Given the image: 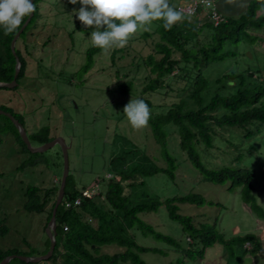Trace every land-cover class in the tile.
Wrapping results in <instances>:
<instances>
[{"label":"rangeland","instance_id":"obj_1","mask_svg":"<svg viewBox=\"0 0 264 264\" xmlns=\"http://www.w3.org/2000/svg\"><path fill=\"white\" fill-rule=\"evenodd\" d=\"M180 1L170 0V3L177 6ZM80 7L79 3L73 5L69 0H40L38 17L16 45L26 61V76L15 91L0 90V105L5 104L16 113L23 114L28 133L48 126L50 136L64 139L68 147L70 176L67 193L72 187L80 192L91 190L97 184V191L104 195L109 182L106 176H113L110 161L124 151L136 149L147 154L158 167L166 168L149 124L134 129L123 108L131 98L148 99L153 104L151 113L158 114L177 102L181 82L167 77L157 90L143 91L150 76L141 60L153 53L158 36H142L153 33L161 21H154L147 26V30H138L127 46L117 48L122 52L116 55L114 61L110 57L113 49L107 53L101 51L94 57L92 68L84 73L85 53L93 45L89 38L91 32L86 34L75 29L79 20L72 13ZM209 34L208 30H204L197 42L205 44ZM249 34L250 37L237 47L225 46V50L237 51L235 58L214 62L205 68L203 75L211 82L205 91L206 98L214 92L224 96L236 91V87L227 81H221L218 86L214 83L229 73H252L250 81L264 84V27ZM195 43L191 42L189 47L194 48ZM177 57L178 54L173 55V58ZM126 82L131 85L124 91L119 86ZM186 96L182 93V97ZM185 100L189 109H197L190 99ZM249 129L253 130V126ZM244 131L238 128L223 130L221 135L214 137L212 149L200 147L197 150L201 162L210 169L235 167L253 172V195L264 212V129L250 139L243 137ZM0 139V229L2 226L8 229L6 234L0 233V251L11 249L18 253L17 256L35 258L42 255L46 248L47 215L56 201L63 174L61 148L55 146L43 153H28L21 151L12 134L3 135ZM166 140L168 151L176 160L174 180L163 173L148 176L145 178L148 193L161 201L187 194L201 195L213 205H179V214L192 217L196 226L213 225L216 221L215 231L226 242L254 237L263 250L264 242L261 240H264V228L261 226L264 219L252 211L251 204L243 201L241 188L228 190V184L202 181L199 172L180 149L177 133L171 130ZM31 144L37 147L36 143ZM239 155L242 159L236 161ZM28 187L42 190L56 188L44 213H29L23 209ZM94 201L106 206L103 196L99 199L97 196ZM140 218L159 233L177 240L183 248L193 249L189 246L192 239L178 223L169 219L164 206L156 213L141 214ZM128 233L139 245L164 251V255L152 252L140 254L147 264H226L229 249L224 244L225 247L215 243L207 250L204 261L197 259L192 262L173 247L139 231L133 229ZM248 244L245 245L246 250L251 249ZM116 249V245L101 247L109 253ZM239 253L235 251V257H229L228 264H237ZM244 257L242 264H264V255L247 254ZM178 260L182 262L177 263ZM8 264L21 263L14 259Z\"/></svg>","mask_w":264,"mask_h":264},{"label":"trees","instance_id":"obj_2","mask_svg":"<svg viewBox=\"0 0 264 264\" xmlns=\"http://www.w3.org/2000/svg\"><path fill=\"white\" fill-rule=\"evenodd\" d=\"M183 1V0H182ZM218 1V0H217ZM36 11L30 19L29 24L19 36L24 37L30 24L38 17V4L40 0H34ZM28 17H25L24 22ZM21 24L20 28L24 24ZM264 27V0H249L244 11L234 17H225V22L213 26L203 19L202 15L196 14L185 17L181 22L176 23L170 30L163 27L161 21L153 33H144L142 38H149L153 34L158 36L153 53L142 59V64L148 70L149 81L143 88L144 92H153L164 84L167 77H172L181 82L177 102L171 104L158 114H152L149 120V127L155 143L159 146L161 155L166 162V168L158 167L151 158L136 149L124 151L111 159V179H109L104 195L106 206L96 203L94 199H83L78 207L65 208L64 200L74 201L80 196V192L74 187L67 193L69 177L66 179L64 197L56 212V238L53 255L48 260L53 264H147L140 254L152 252L164 255V251L153 247L139 245L129 230L139 231L144 236H150L155 241H160L166 246L173 247L189 261H204L207 250L217 245L224 244L227 252L226 264L229 257H235V251H239L237 264L245 255L260 254L259 241L251 237H243V240H223L222 236L216 233V221L213 225L201 224L196 226L190 216L179 214V205H195L203 207L208 204L204 197L198 194H187L180 197L167 198L161 201L159 198L150 195L146 189L145 178L148 176L165 174L174 180L176 160L168 151L167 137L171 130H174L179 138V147L186 154L192 166L199 172L202 181L216 185L228 184L227 189L241 188L242 199L246 204H251L252 211L264 219V212L256 204L253 195L254 174L248 169L235 167H221L210 169L200 159L198 148L207 150L213 148V139L221 135L223 130L238 128L245 130L243 137L250 139L264 129V84L253 83L246 75L229 73L215 80L218 86L221 81L232 83L236 87L231 95L212 94L206 98L205 91L209 89L211 82L203 75V71L214 62H222L228 58H235L237 51L225 50L230 44L238 46L243 40L250 37L249 32ZM20 28L8 35L0 29V82L10 83L14 78L15 57L13 56L10 44ZM77 31L89 34L93 29L86 28L79 21L76 24ZM208 30L209 37L205 44L197 42L198 37ZM15 51L21 63V69L16 79L17 84L26 76V61L17 49ZM196 41L195 47L189 44ZM201 44V45H200ZM102 50L97 47H90L86 50V63L83 72L87 73L94 64V57ZM121 49L114 48L111 52V59L114 61ZM178 54L177 58H173ZM17 85V86H18ZM131 83L126 82L119 86L122 90H128ZM15 89H0L15 91ZM182 93L187 95L182 97ZM186 98L197 107L189 109ZM150 107L153 104L148 99H143ZM0 110L10 113L25 128L23 114L16 113L5 104L0 105ZM253 126V130L249 128ZM26 130V128H25ZM29 141L37 146L46 144L54 139L50 136L48 126L41 127L38 131L28 133ZM12 134L21 151L28 152L26 145L20 139L18 132L12 122L5 116L0 115V138L3 135ZM1 140V139H0ZM1 144V143H0ZM19 149V150H20ZM238 155V154H237ZM242 155L236 156L235 160L240 161ZM56 188L42 190L38 187H28L25 190V203L23 209L29 213L42 214L51 203ZM58 191V188H57ZM56 191V192H57ZM219 205V204H217ZM161 206H164L170 220L178 223L183 232L189 235L193 249L183 248L177 240L159 233L151 224L140 218L141 214L156 213ZM54 203L51 205L47 223L50 220ZM261 212V213H260ZM8 229L2 226L1 234H6ZM251 245L246 250L245 245ZM116 245L118 249L110 251L101 250L102 246ZM188 245V244H187ZM49 240L47 238L46 248L42 255L48 251ZM18 255L15 250L0 251V261L11 255ZM243 254V255H242ZM21 264H26L18 259ZM182 262L178 260L177 263Z\"/></svg>","mask_w":264,"mask_h":264},{"label":"clouds","instance_id":"obj_3","mask_svg":"<svg viewBox=\"0 0 264 264\" xmlns=\"http://www.w3.org/2000/svg\"><path fill=\"white\" fill-rule=\"evenodd\" d=\"M69 2L81 5L72 14L83 26L93 29L89 37L91 43L104 53L114 48H124L138 30L141 28L147 30V26L154 21H162L163 27L170 30L176 23L185 19L184 10L171 4L170 0H69ZM35 11L36 5L32 0H0V29L5 35L17 31L25 17H30ZM123 112L134 129L148 126L151 109L143 99L131 98L124 106Z\"/></svg>","mask_w":264,"mask_h":264},{"label":"water","instance_id":"obj_4","mask_svg":"<svg viewBox=\"0 0 264 264\" xmlns=\"http://www.w3.org/2000/svg\"><path fill=\"white\" fill-rule=\"evenodd\" d=\"M32 2H34V0H32ZM32 16H33V14L26 19V21L24 22V24L22 25L20 30L16 33V35L14 36V38L11 41L10 49H11L13 56L15 57L14 78L10 83L0 82V89H3V88L14 89L18 85L16 82V79H17L18 74H19L20 69H21V63H20V60L18 59V57L16 55L15 44H16V41L18 40L19 36L21 35V33L25 30V28L29 24ZM0 115L7 117L12 122V124L14 125V127L16 128V130L18 132L20 139L26 145L29 152H31V153H43V152H46V151L52 149L55 146H59L61 148L62 159L64 162L63 174H62V177L60 180V187H59L57 198H56L53 210H52V214H51L50 220L47 224V227L45 229L46 234H47V238L49 240L48 251L45 254L40 255L38 257H35V258L11 255V256H8V257L2 259L0 261V264H8L10 261H12L14 259H18V260H20L26 264H28V263L37 264V263H41V262H46L53 255V251L55 249V244H56V242H55V238H56V212H57V209L60 206L61 201L63 199L64 192H65V186H66V179L69 175L68 147L66 146L64 139H62L61 137H55L52 141H50L46 144H42L40 146L34 147L31 144V142L29 141L28 134L26 133L25 128L23 127V125L18 120H16L10 113H6L2 110H0Z\"/></svg>","mask_w":264,"mask_h":264},{"label":"built area","instance_id":"obj_5","mask_svg":"<svg viewBox=\"0 0 264 264\" xmlns=\"http://www.w3.org/2000/svg\"><path fill=\"white\" fill-rule=\"evenodd\" d=\"M179 9H183L185 12V17H191L196 14L202 15L203 19L213 26H218L220 23L225 22V17L220 13L217 7V0H183L176 6ZM106 179H111V176H106ZM95 188V191H94ZM97 184L93 189H83L80 191V196L77 197L73 202L69 200H64V207L73 208L78 207L81 201L85 199H94L101 192L97 191ZM249 245V244H248Z\"/></svg>","mask_w":264,"mask_h":264},{"label":"crops","instance_id":"obj_6","mask_svg":"<svg viewBox=\"0 0 264 264\" xmlns=\"http://www.w3.org/2000/svg\"><path fill=\"white\" fill-rule=\"evenodd\" d=\"M248 2H249V0H218L217 1V7H218V10L220 11V13L222 15H224L225 17H230V16L236 17L244 11L245 5ZM108 175H110V174H108ZM262 225L263 226H261V227L264 228V224H262ZM261 241L264 242V240H261ZM263 247H264V245H263ZM262 251L264 252V248ZM244 258H242L240 264H242V261ZM256 263H258V262H256ZM261 264H262V262H261Z\"/></svg>","mask_w":264,"mask_h":264}]
</instances>
